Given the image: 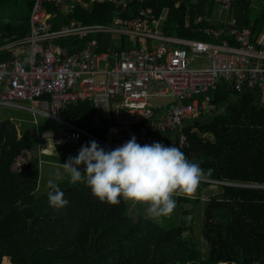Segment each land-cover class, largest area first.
I'll use <instances>...</instances> for the list:
<instances>
[{"label": "trees", "instance_id": "obj_1", "mask_svg": "<svg viewBox=\"0 0 264 264\" xmlns=\"http://www.w3.org/2000/svg\"><path fill=\"white\" fill-rule=\"evenodd\" d=\"M254 2L258 3L240 1L228 9L235 24L248 28L251 40L259 44L264 15L259 11L251 19ZM32 4L33 0H0V47L27 35ZM128 8L124 18L143 9L157 20L165 10L166 34L216 42L201 31L213 25L212 0H144ZM49 13L51 27L58 29L74 21L108 24L114 7L94 2L65 17L52 7ZM98 40L100 51L109 49L108 34L98 35ZM85 41L56 42L70 53ZM121 41L125 48L128 44ZM9 58L10 52L0 49V62ZM210 98L213 112L204 110L185 122L181 130L187 146L178 147L204 170L197 187H220V194L211 196L203 209L206 258H200L185 225L163 230L143 217L133 219L126 214L125 200L100 201L79 181L59 183L68 203L51 207L46 193H37L38 160L31 156L19 170L14 168L19 151H30L37 139L5 120L0 121V264H264V105L255 88L235 92L219 87ZM94 115L88 102L66 104L60 112L62 119L96 135L101 130L93 125ZM172 137L167 134L158 141L168 145ZM184 195L179 199L186 200Z\"/></svg>", "mask_w": 264, "mask_h": 264}, {"label": "built area", "instance_id": "obj_2", "mask_svg": "<svg viewBox=\"0 0 264 264\" xmlns=\"http://www.w3.org/2000/svg\"><path fill=\"white\" fill-rule=\"evenodd\" d=\"M143 1L33 0L26 37L3 46L11 51V58L0 62V105L17 107L16 101L37 102L47 96L50 113L32 111L65 125L66 143L75 146L85 136L105 149L133 135L144 144L171 133L175 137L170 144L187 146L181 130L184 123L214 109L210 95L219 87L235 92L255 88L264 105V44L253 42L248 28H239L234 21L204 26L201 31L216 42L172 36L162 29V14L155 20L136 9L123 17L131 4ZM212 1L223 10L244 0ZM255 1L264 15V0ZM94 2L113 5L108 24L74 21L51 27L50 7L65 17L78 8L89 9ZM100 34L110 36L108 50L100 51ZM69 38L86 41L79 50L66 53L56 41ZM119 38L126 40L125 48L114 43ZM152 97L171 102L154 108ZM78 102L94 107L104 139L60 118L64 105ZM28 159V151H19L14 168L19 170Z\"/></svg>", "mask_w": 264, "mask_h": 264}, {"label": "clouds", "instance_id": "obj_3", "mask_svg": "<svg viewBox=\"0 0 264 264\" xmlns=\"http://www.w3.org/2000/svg\"><path fill=\"white\" fill-rule=\"evenodd\" d=\"M61 165L72 182L86 184L100 201L143 202L146 214L152 217L169 214L176 204L173 195L193 192L204 171L176 145L159 141L141 144L134 135L111 149L89 140ZM60 178L57 171L46 181L47 202L57 209L68 203L57 183Z\"/></svg>", "mask_w": 264, "mask_h": 264}, {"label": "rangeland", "instance_id": "obj_4", "mask_svg": "<svg viewBox=\"0 0 264 264\" xmlns=\"http://www.w3.org/2000/svg\"><path fill=\"white\" fill-rule=\"evenodd\" d=\"M259 9L260 6L258 3L253 4L252 7H250L251 18H256L258 16V14L260 13ZM165 13L166 11L162 13L161 21L163 20ZM225 13V11H220L215 6V9L213 10V15L215 16V18H212L213 21L216 19H222V21H224ZM154 43H156V41ZM170 102L171 99L167 97H152L150 99V104L154 108L158 106H164L166 104H169ZM15 104H17V107L0 105V121L9 120L11 124H13L15 128L18 129L19 132L29 130L31 131V133L32 131L36 133L37 129H39L40 132H44L47 130L53 131L54 133H62L68 131V128H66V126L57 122L56 120L34 113L31 110V106H33L34 108H38V106L31 104V102L16 101ZM50 111L51 110L48 109L43 112L50 113ZM211 112H213V110ZM95 136L97 138L104 139V136L101 133H97ZM98 144L103 147V145H101L100 143ZM42 154L43 156H45L48 154L52 155L53 153L45 151L42 152ZM53 156L56 155L54 154ZM36 159L38 160L39 164L37 193L44 194L48 189L46 181L50 177H54V174L57 171L61 173V176H64L66 173L64 172L60 162L58 165L49 166L43 163L44 158L39 159L37 156ZM58 159L61 160L60 158ZM69 181L71 180L69 179ZM57 183L59 184L60 182L57 181ZM219 194L220 187L216 184H208V186L206 187H197L193 192L188 193L187 195H184L183 192L174 194L173 199L176 200L175 207L169 214L159 217L148 216L145 211L146 205L143 202L126 201V214L133 219L137 217L148 219L154 222L163 230L171 229L180 224L185 225L189 229V232H187L186 234L193 240H195L197 247L199 248V256L202 259L207 257L208 252V244L201 233L203 223V209L211 196H218ZM180 195H184L186 197V200H180Z\"/></svg>", "mask_w": 264, "mask_h": 264}, {"label": "crops", "instance_id": "obj_5", "mask_svg": "<svg viewBox=\"0 0 264 264\" xmlns=\"http://www.w3.org/2000/svg\"><path fill=\"white\" fill-rule=\"evenodd\" d=\"M218 9L220 11L222 10L220 8H218ZM222 11H225L226 12L224 14L225 20L222 21V19H216V20L213 21V23H216V24H228V23H230L232 21L235 22V20L229 16V9L228 8L227 9H223ZM214 18H215V16H214ZM251 19H254V18H251ZM8 42H6L5 44H7ZM121 42H122L121 41V38H119L118 40H115L114 41V43L117 44V45H119L120 47H121ZM260 43L261 44H264V35L262 36ZM3 46H1L0 49H4ZM4 50H7V51L10 52V58H11V51L8 50V49H4ZM10 58L8 60H10ZM8 60H6V61H8ZM6 61H2V62H6ZM20 101H22V100H20ZM31 104H34L35 106H38V108H34L33 106H31V108H32L31 110H37V111H45V110H48V109L50 110L48 97L47 98H44L43 97L42 99L38 100L37 102H31ZM34 113H37V114L43 115L45 117H48V116H46L44 114H41L39 112H34ZM95 114H96V111H95ZM59 116H60V114H59ZM62 120H64V119H62ZM93 125L94 126H97L98 129L101 130V134L104 133V129L102 127H100V121L98 119H96L95 115L93 117ZM36 131H37L36 133H34L33 131L31 133V131H29L30 134L37 139V144L30 151H28L29 158L31 156H33L35 158H37V156H38L39 159L40 158H44L43 159V163H45V164H47L49 166L58 165L59 162L60 163H64L69 156H75L76 155L77 150L79 149V147H80L81 144H86L89 140H92V139H90L88 137H85V136L82 137V136H80L79 143L74 146V145L68 144V143H66L64 141L65 134L68 131L62 132V133H59V132L58 133H54L53 131H47V130L44 131V132H40L39 129H37ZM45 151L46 152H49V153L52 152L53 154L52 155H49L48 154V155L43 156L42 152H45ZM54 154L56 156H53ZM58 158H60L61 160H59ZM78 167L81 169V171L83 170V165L82 164L80 166H78ZM60 180H62V181H60ZM58 181L60 183H62V182L63 183H68L69 182L68 174L66 173L64 176H61V178Z\"/></svg>", "mask_w": 264, "mask_h": 264}]
</instances>
